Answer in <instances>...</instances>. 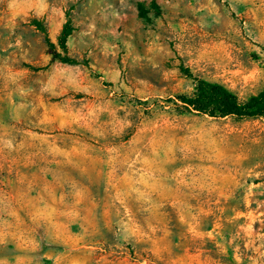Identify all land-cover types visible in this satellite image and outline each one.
I'll list each match as a JSON object with an SVG mask.
<instances>
[{
	"label": "rangeland",
	"instance_id": "374dc122",
	"mask_svg": "<svg viewBox=\"0 0 264 264\" xmlns=\"http://www.w3.org/2000/svg\"><path fill=\"white\" fill-rule=\"evenodd\" d=\"M181 66L263 90L264 0H0V264H264V119Z\"/></svg>",
	"mask_w": 264,
	"mask_h": 264
},
{
	"label": "trees",
	"instance_id": "16d2710c",
	"mask_svg": "<svg viewBox=\"0 0 264 264\" xmlns=\"http://www.w3.org/2000/svg\"><path fill=\"white\" fill-rule=\"evenodd\" d=\"M138 7L140 15L144 18H149L145 4L139 2ZM72 29L70 21H68L59 36L58 46L65 53L64 55L57 50V45L48 38L50 53L54 59L66 63L77 62L76 59L67 55V41ZM181 69L187 76L195 80L196 87L191 95L177 94L174 98H170L169 101L175 105V109L178 112L210 117L234 116L241 119H264V89L243 100L222 83L194 76L188 67L181 66Z\"/></svg>",
	"mask_w": 264,
	"mask_h": 264
}]
</instances>
